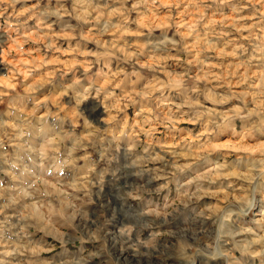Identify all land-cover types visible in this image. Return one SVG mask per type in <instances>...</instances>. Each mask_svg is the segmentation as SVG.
Here are the masks:
<instances>
[{"label": "clouds", "instance_id": "clouds-1", "mask_svg": "<svg viewBox=\"0 0 264 264\" xmlns=\"http://www.w3.org/2000/svg\"><path fill=\"white\" fill-rule=\"evenodd\" d=\"M0 264H264V0H0Z\"/></svg>", "mask_w": 264, "mask_h": 264}]
</instances>
